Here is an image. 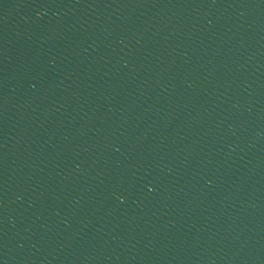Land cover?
<instances>
[{
	"label": "water",
	"instance_id": "water-1",
	"mask_svg": "<svg viewBox=\"0 0 264 264\" xmlns=\"http://www.w3.org/2000/svg\"><path fill=\"white\" fill-rule=\"evenodd\" d=\"M0 264H264V0H0Z\"/></svg>",
	"mask_w": 264,
	"mask_h": 264
}]
</instances>
